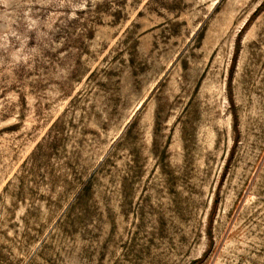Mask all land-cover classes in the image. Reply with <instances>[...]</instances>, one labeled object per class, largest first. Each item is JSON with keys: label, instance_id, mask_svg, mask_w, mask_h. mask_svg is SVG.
<instances>
[{"label": "rangeland", "instance_id": "1", "mask_svg": "<svg viewBox=\"0 0 264 264\" xmlns=\"http://www.w3.org/2000/svg\"><path fill=\"white\" fill-rule=\"evenodd\" d=\"M0 264H264V0H0Z\"/></svg>", "mask_w": 264, "mask_h": 264}, {"label": "trees", "instance_id": "2", "mask_svg": "<svg viewBox=\"0 0 264 264\" xmlns=\"http://www.w3.org/2000/svg\"><path fill=\"white\" fill-rule=\"evenodd\" d=\"M237 51H238V47H236V53H237Z\"/></svg>", "mask_w": 264, "mask_h": 264}]
</instances>
